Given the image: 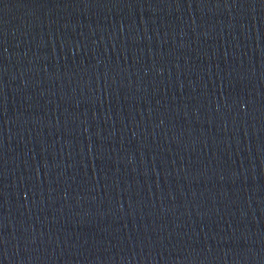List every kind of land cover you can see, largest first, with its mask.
Listing matches in <instances>:
<instances>
[{"label":"water","instance_id":"water-1","mask_svg":"<svg viewBox=\"0 0 264 264\" xmlns=\"http://www.w3.org/2000/svg\"><path fill=\"white\" fill-rule=\"evenodd\" d=\"M0 264H264V0H0Z\"/></svg>","mask_w":264,"mask_h":264}]
</instances>
